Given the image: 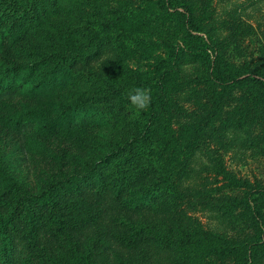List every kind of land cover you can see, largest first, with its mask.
Returning a JSON list of instances; mask_svg holds the SVG:
<instances>
[{"label":"rangeland","instance_id":"rangeland-1","mask_svg":"<svg viewBox=\"0 0 264 264\" xmlns=\"http://www.w3.org/2000/svg\"><path fill=\"white\" fill-rule=\"evenodd\" d=\"M56 1L62 7L61 12L44 14L41 27L36 29L35 34L33 29L26 32L28 30L22 29L24 27L16 26L15 15L6 18L4 11L0 10V17L3 16L0 19V62L9 57L12 64H24L29 58L56 50L77 52L75 54L79 59L83 55L88 56H84L85 62L78 65L65 84L49 85L47 90L31 92L29 87L36 78H29L23 83L19 77L10 82L4 92H0V156L11 174L22 184L24 192L29 194L31 210L34 215L37 214L38 223L36 235L29 233L24 218L26 207L22 206L17 214L20 216L6 227L7 237L0 239V264H51L47 257L53 252H65L68 259L69 252L66 253L64 246H70V239L74 243L77 240L79 244L93 245L91 250L84 251L92 254L94 263L88 261L89 264H128V255L136 256L145 264H178L176 251L161 245L156 239V232L134 236L129 230L131 225L141 226L145 216L123 209L113 195L116 188L109 184L108 188L113 189L103 192L95 180L85 183L80 180L82 194L76 197L74 188L60 191L63 202L68 198L74 199L73 212L77 216L84 213L90 219L83 224V228L52 235L46 216L47 207L40 196L57 180L85 175L89 164L98 160L107 146L130 133L133 117L123 115L125 110L120 109L121 102L119 105H108L99 100L87 102L85 109L71 118L72 123L57 117L61 103L79 96H91L102 88L101 81L90 85L87 80L92 75L105 78L113 66V48L110 43H104L100 53L93 55L96 46L86 39L81 16L94 9L104 13L115 4L111 0H95L91 5L85 0L32 2H42L50 8ZM128 1L137 5L142 0H124V3ZM184 1L191 3L195 16L208 14L207 21L200 25V33L210 40L215 54L220 55L227 70L241 73L243 83L234 84L223 100L222 112L213 115L211 125L204 126L199 118L200 108H207V113L210 112L215 96L213 89L216 87L190 81L194 76H207L202 63L190 62L179 66L181 78H175L172 83L169 103V117L177 134L170 152L175 156L186 152L189 156L186 164L188 171L181 177L171 178V193L156 200L154 207L147 211V216L155 220L163 217L168 222L179 218L187 226L200 225L204 229L227 234L241 250L253 240L256 231L254 223L247 214L248 210L237 209L240 216L234 217L233 222H230L231 217L221 213L222 204L232 201L235 194L222 187L225 183L218 180L215 172L220 165L264 190V91L257 84L264 81V0ZM182 29L183 24L172 17L158 32L171 34L173 39ZM129 61L128 68L136 71L147 66V61L141 60L135 62L139 68L134 69L133 59ZM44 64L45 69H49L53 63L47 61ZM185 65L189 66L187 71L182 70ZM27 71L20 70L23 75ZM127 76L132 79L131 71H124L119 80L123 82ZM35 107L44 108L51 119L48 121L36 115H27V111ZM225 119H242L244 126L222 127ZM156 132L159 133L158 130ZM181 160L184 158L179 157ZM115 178L114 174L112 183ZM238 195L239 198L241 195ZM5 200L6 197L0 195V224L11 210L5 207ZM128 236L135 237V241H130ZM245 251L246 248L242 249L240 254ZM193 259L194 264H234L237 257L231 255L226 260L213 261V258L196 253ZM253 261L264 264V249L254 254ZM80 263L86 264L83 261Z\"/></svg>","mask_w":264,"mask_h":264},{"label":"trees","instance_id":"trees-1","mask_svg":"<svg viewBox=\"0 0 264 264\" xmlns=\"http://www.w3.org/2000/svg\"><path fill=\"white\" fill-rule=\"evenodd\" d=\"M32 1L0 0V10L4 11L6 18L15 15V21L18 23L15 24L16 26L24 27L22 29L28 30L26 32L33 29L35 34L36 29L41 27L43 15L58 14L62 7L58 1L50 8L42 2ZM85 1L91 5L95 0ZM111 1L115 5L106 12L101 13L94 9L87 11L85 15L83 13L84 16L81 18L82 30L87 34L86 39L96 46L93 55L100 53L104 43H110L115 55L112 60L113 66L107 71L105 78L101 79L97 75H92L87 80L90 81V85H97L101 81V89L98 88L91 96H79L77 99L61 103L57 117L66 118L65 122L72 123L71 118L84 110L87 102L99 100L108 105H119L121 102L120 109L125 110L123 115L133 116L129 127L130 133L107 146L102 156L89 164L85 175L81 178L70 176L65 181L57 180L46 188L40 198L47 207L46 216L52 228V235L83 228V224L90 219L89 215L86 216L83 212L77 216L73 212L74 204H76L74 199L68 198L63 202L59 196L60 191L74 188L76 197L82 194L80 180L84 183L95 180L97 184H100L103 192L113 189L108 188L109 184L116 188L113 195L115 200L122 204L123 209L131 214L145 216L141 226L131 225L129 230L133 231L134 236L156 232L158 235L156 239L161 245L176 251L178 264H194L193 255L196 253L213 258V261H223L231 255H236L237 260L234 264H255L254 254L264 249V190L247 179L233 175L220 165L215 172L219 177L218 180L225 183L222 184L225 190L235 194L232 201L222 204L221 213L231 217L230 222H233L234 217L240 216L236 212L237 209L249 211L247 214L253 220L256 231L248 247L245 246L240 250L227 234L204 229L200 225L187 226L182 224L179 218L168 222L163 217L155 220L147 216V211L154 207L156 200L171 193L172 190L169 191L172 185L169 184L172 181L171 178L181 177L188 171L186 164L189 156L186 152L178 153L176 156L170 152L177 134L169 117V103L172 83L175 78H181L179 66L190 62L202 63L206 67L207 76H194L190 81L193 84L203 82L216 87L213 89L215 96L210 112L207 113L206 107L205 110L203 107L200 108L199 118L204 126L211 125L213 115L222 112L223 100L228 97L227 93L233 89L234 84L243 83L241 73L225 68L220 55L215 54L210 40L200 33V25L207 21L208 14L200 13L195 16L191 3L184 0H142L137 5H131L129 1L124 3V0ZM180 8L183 10H179ZM172 17L183 24L182 31L173 39L171 34L158 32V29ZM0 19H3V16ZM75 53L77 52L71 50H56L43 56L29 58L24 64H12L9 57H5L0 62V92H4L9 88L8 84L19 77L22 78L23 83L28 82L29 78H36L34 84L29 87L31 92L47 90L49 85L65 84L71 79L78 65L85 62V55L79 59ZM131 59L136 66L134 69L139 68L136 63L141 60L147 61L146 68L137 71L129 69L128 62ZM47 61L53 63L49 69H45L44 63ZM120 64L125 70L122 67L117 68ZM21 69L28 71L23 75V72H20ZM128 70L131 71L132 79L129 80L127 76L121 82L119 76ZM257 84L260 85L259 89L264 91V81H258ZM135 87L150 90L151 103L146 110L137 111L127 100L128 91ZM27 115H36L37 118L41 117L48 121L51 119L47 111L39 107L29 109ZM225 126L242 128L244 123L242 119H225L222 121V127ZM156 130L159 131L158 134ZM179 157H183L184 160L179 161ZM177 163L180 164L177 165ZM112 166L117 170L114 167L111 170ZM114 174L116 178L112 183ZM0 188V195L6 197L5 207L11 209L6 217L1 219L0 239L7 237L6 227L13 219L20 216L17 214L22 206L26 207L24 218L28 231L36 235L37 214L34 215L31 210V202L28 200L30 196L24 192L22 184L8 170L1 156ZM65 204L67 210L64 209ZM159 225L163 227H158ZM128 237L130 241H135L133 240L135 237ZM74 241L75 243L70 239V246H64L66 253L69 252L68 259L65 252H53L47 257L50 263L82 264L81 261L86 264L94 263L91 260V252L84 253L85 250H91L93 245L79 244L77 240ZM4 245L5 243L2 246ZM244 248H246L245 253L240 254ZM128 264L145 263L142 260L138 261L136 256L128 255Z\"/></svg>","mask_w":264,"mask_h":264},{"label":"clouds","instance_id":"clouds-1","mask_svg":"<svg viewBox=\"0 0 264 264\" xmlns=\"http://www.w3.org/2000/svg\"><path fill=\"white\" fill-rule=\"evenodd\" d=\"M188 67L187 65L182 66V70L187 71ZM127 100L137 111L146 110L151 103L150 90L143 87H135L128 91Z\"/></svg>","mask_w":264,"mask_h":264}]
</instances>
